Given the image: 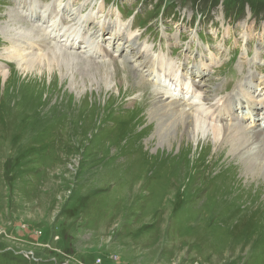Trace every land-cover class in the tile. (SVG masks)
<instances>
[{
    "label": "rangeland",
    "instance_id": "rangeland-1",
    "mask_svg": "<svg viewBox=\"0 0 264 264\" xmlns=\"http://www.w3.org/2000/svg\"><path fill=\"white\" fill-rule=\"evenodd\" d=\"M53 45L57 83L5 58ZM262 80L264 0H0V264H264V152L223 131L264 120L203 99L264 102Z\"/></svg>",
    "mask_w": 264,
    "mask_h": 264
},
{
    "label": "bare ground",
    "instance_id": "bare-ground-1",
    "mask_svg": "<svg viewBox=\"0 0 264 264\" xmlns=\"http://www.w3.org/2000/svg\"><path fill=\"white\" fill-rule=\"evenodd\" d=\"M57 1V0H56ZM20 7H27V9H32V5H31V1H25V3L23 4V5H20ZM34 7H38L39 9H41V1H39L37 4L35 3L34 4ZM21 9V8H20ZM21 10H23V9H21ZM20 10V11H21ZM50 9H45L44 11H43V13H42V18H41V20H43L46 16L47 17H50L51 16V20H56V18H57V16H59V13H60V11H58L56 8H51V11H49ZM62 13L63 14H65L66 15V9L65 10H63L62 11ZM74 12H72V14H73ZM37 15V14H36ZM12 16V20L11 21H13V23H15L14 22V17H13V15H11ZM37 17H38V15H37ZM17 18V17H16ZM79 20H80V18H79ZM18 21V20H17ZM118 23V22H117ZM12 25V24H11ZM61 25L59 24V27H60ZM80 26V28H77L78 30H77V32L75 33V35H77V37H78V35L80 34L81 35V37L83 38L84 36L81 34V32H82V30L84 29L83 28V25H79ZM85 26H86V23H85ZM59 27L57 26L56 27V29H59ZM34 29V28H33ZM32 30V29H31ZM55 29H53V31H54ZM102 30V29H101ZM26 31V30H25ZM46 31V30H45ZM85 31H86V27H85ZM110 31H112L113 32V28L110 30ZM48 31H46L45 33H47ZM100 32H102V31H100ZM99 31L96 33L97 35H102L103 34V36H104V33H106L107 32V30L105 29L104 31H103V33H100ZM11 33H12V31H11ZM9 34V36H11L12 37V34ZM41 33V32H40ZM44 33V34H45ZM111 33V32H110ZM114 33V37H115V39H118V42H119V40H122L123 39V37H118L117 35H116V31L115 32H113ZM33 32L29 35V36H26L27 38L26 39H24L21 43H23V45H22V47H27V48H31L32 47V49H34V48H37V46L38 47H41L42 49H44L45 48V44H46V40H39L38 42H34L33 44H31V43H26L25 42V40H29L31 37H33ZM37 34H39V32H37ZM49 34V33H48ZM8 36V37H9ZM24 36V35H23ZM48 36V35H47ZM87 36H88V34H87ZM96 36V35H95ZM25 37V36H24ZM110 37V36H109ZM21 38V37H20ZM52 38V37H51ZM86 39V38H85ZM89 40H90V38H89ZM21 43H19L18 45H20ZM24 43L25 44H27V45H31V47H29V46H27V45H24ZM49 44V43H48ZM118 44V43H117ZM124 46H127L128 48H130V53H132V54H137V53H139L140 52V50L138 49V48H136L135 46L133 47V48H135V50H133V48H132V46H133V44L131 45L128 41H122V43L120 44V45H118V47H120V48H123ZM102 47V46H101ZM47 49V48H46ZM18 51V50H17ZM45 51V50H44ZM103 51H105V53H107V54H109V52H108V49H106V48H103ZM135 52H137V53H135ZM78 53V52H77ZM70 54L67 52V55H66V53H61V50L60 49H58L57 47H55L54 45H53V48H48L47 49V51H46V53L44 54V56L42 57L41 55H37V53H35V56L34 57H32L31 58V60L30 61H28L26 64H24L23 62V60H21V56H20V52L18 51V52H11L9 55H8V57H6L5 56V58L6 59H8V60H10V61H13V62H15L16 64H17V66L18 67H21L22 69V71L23 72H28V74H33V73H37L36 74V76H33L32 75V78H33V80H35V79H39V78H41L42 80H44V78L45 77H43L44 75H46L47 73L46 72H49L50 73V75L49 76H51V78H53L52 79V81H51V84L52 83H57L58 81H59V74L58 73H56L55 71H54V69H57L56 71L57 72H60V73H62L60 70H64V68L62 67V66H64V65H59V63L60 62H62V63H65V64H69V63H71L70 62V60H69V58H70V56H69ZM44 57H46L45 59H44ZM28 60V59H27ZM47 60V61H46ZM23 61V62H22ZM43 62H48V63H46V65L43 63ZM150 61L147 59V60H145V61H140V64H141V66H144L146 63H149ZM53 63H56L57 64V66H52V64ZM155 64V63H154ZM154 64H152L151 66H153L154 67ZM161 66V68H164V67H166V64L165 65H160ZM151 68V70L152 69H154V68ZM157 67V66H156ZM170 69V68H169ZM65 71V70H64ZM154 70H152V72H153ZM198 71V70H197ZM8 73V72H7ZM51 73H53V74H51ZM4 74V73H3ZM192 75H195V76H197V77H199L200 79H202L200 76L201 75H203V72H192ZM31 78V79H32ZM204 78V77H203ZM253 78V77H252ZM61 79V78H60ZM99 79V78H98ZM110 79V78H109ZM179 79H181V77L179 78ZM186 79V78H185ZM196 78H194L193 77V81H192V87H193V89L194 90H200L201 89V86H200V83L199 82H197L196 80H195ZM254 79V78H253ZM100 80H102V81H106V79L104 78H101ZM262 82L264 83V80H262ZM64 85V84H63ZM94 85V84H93ZM77 88V87H76ZM81 89V88H80ZM75 90H77V89H75ZM218 92V91H217ZM217 94V93H216ZM175 96V95H174ZM250 94H247V93H242V94H238L237 96H233V98H231V99H228V100H225L224 101V106H223V108H221L220 107V105H219V103H216L215 104V102H216V100H212L211 102H210V100H209V97H206V95H203V99L204 100H206V102L207 103H210V105L211 106H213L214 108H215V112L217 113V117H219L220 118V120H221V122H224L225 121V114H222L221 115V111L222 110H224V112L225 113H231V110H230V107L227 105V103H230V104H233V103H235V102H237V101H242L243 102V108H246V109H248V114H250V115H253V114H255V118H254V120L256 119V118H258V117H262L263 119H264V102H260V103H256V102H253V101H251V99H250ZM218 98V97H217ZM157 101H159V102H161V103H159V104H156V106L157 107H155V111H158L159 110V112H161V113H163V116L164 117H166L167 118V116H168V118L169 119H173V117L174 116H179V117H177V118H179V119H182V121L183 122H185V123H187L188 121L187 120H189V122L190 123H192L193 121H192V118H194L193 116H187V117H190V118H187V117H182V116H180L179 115V108H177V106H173L174 104H178V102H176V101H171V102H173V103H169V105L168 106H170V108L168 109V110H161V105L162 104H164V101L163 100H160V99H158ZM215 101V102H214ZM232 101H233V103H232ZM184 103H185V101H184ZM187 104V103H186ZM215 104V105H214ZM263 106H262V105ZM193 105V104H192ZM197 105H194V106H192V108L193 109H195V110H199V111H201V108H200V106H197ZM253 106H256V109H257V111H259L260 113L259 114H257V111H255V112H251V107H253ZM260 106V107H259ZM165 108H167V107H165ZM233 108V107H232ZM180 114H182V113H180ZM190 114V113H189ZM162 115H161V117L162 118H164ZM185 118H187V120H183V119H185ZM197 118H199V117H197ZM175 119V118H174ZM253 120V121H254ZM196 122H197V119H196ZM199 122H200V120H199ZM203 121H201V123H202ZM192 124H194V123H192ZM171 125L172 126H170V124H168V122H165L164 121V123H162L161 122V130H165V131H167V133H169V131L172 129V128H174V127H177V128H179L180 126H181V124H180V122L179 121H177L176 123H171ZM198 125V124H197ZM200 125V124H199ZM213 125H215V124H213ZM203 126V125H202ZM234 126H235V129H233L232 130V132H231V130H230V132L228 131L229 129H228V127H227V125H223V131H224V136L226 137V138H229V139H232V140H239V141H241V142H243V141H245L246 142V140L248 139V137L250 136V138L248 139L250 142H251V144H256V146H257V148H258V150H257V153H263L264 152V125L262 124V125H255L252 129H250V127L247 125V124H244V123H241V122H239L238 120L234 123ZM198 129V128H197ZM172 131V130H171ZM211 131V130H210ZM189 132V131H188ZM216 132V131H215ZM218 133V132H217ZM244 133H247L246 134V136L244 137L243 135H244ZM209 134V133H208ZM200 135V134H199ZM204 136V135H203ZM214 137H216V136H214ZM224 137V138H225ZM168 138H169V140H172V138H170V136H168ZM226 140V139H225ZM224 141V140H223ZM233 142V141H232ZM235 142V141H234ZM239 144V143H238ZM241 144V143H240Z\"/></svg>",
    "mask_w": 264,
    "mask_h": 264
},
{
    "label": "trees",
    "instance_id": "trees-1",
    "mask_svg": "<svg viewBox=\"0 0 264 264\" xmlns=\"http://www.w3.org/2000/svg\"><path fill=\"white\" fill-rule=\"evenodd\" d=\"M132 115H133V114H132ZM132 115H131V116H132ZM129 117H130V116H129ZM130 118H131V117H130ZM130 118H129V119H130ZM205 163H206V159H202V160L199 162L200 166H202V165L205 164ZM218 174H220V173H218ZM84 202H85V199L82 200V204H84ZM259 209H263L262 206H261Z\"/></svg>",
    "mask_w": 264,
    "mask_h": 264
}]
</instances>
